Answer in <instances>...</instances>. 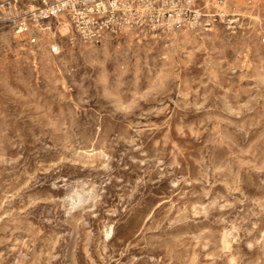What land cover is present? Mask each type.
<instances>
[{"label": "rangeland", "instance_id": "rangeland-1", "mask_svg": "<svg viewBox=\"0 0 264 264\" xmlns=\"http://www.w3.org/2000/svg\"><path fill=\"white\" fill-rule=\"evenodd\" d=\"M231 7L98 44L0 23V264H264V0Z\"/></svg>", "mask_w": 264, "mask_h": 264}, {"label": "built area", "instance_id": "built-area-1", "mask_svg": "<svg viewBox=\"0 0 264 264\" xmlns=\"http://www.w3.org/2000/svg\"><path fill=\"white\" fill-rule=\"evenodd\" d=\"M236 0H0V23L29 44L65 20L69 39L98 44L108 37L140 30L166 33L207 31L216 23L235 30L242 16L230 11Z\"/></svg>", "mask_w": 264, "mask_h": 264}, {"label": "bare ground", "instance_id": "bare-ground-1", "mask_svg": "<svg viewBox=\"0 0 264 264\" xmlns=\"http://www.w3.org/2000/svg\"><path fill=\"white\" fill-rule=\"evenodd\" d=\"M67 23V22H66ZM68 24V23H67ZM69 25V24H68ZM78 196V195H77Z\"/></svg>", "mask_w": 264, "mask_h": 264}]
</instances>
